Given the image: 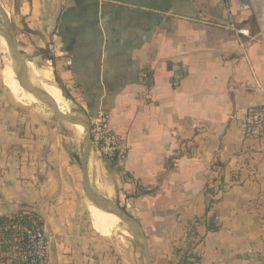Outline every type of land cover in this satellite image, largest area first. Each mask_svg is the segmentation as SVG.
<instances>
[{"label":"crops","instance_id":"1","mask_svg":"<svg viewBox=\"0 0 264 264\" xmlns=\"http://www.w3.org/2000/svg\"><path fill=\"white\" fill-rule=\"evenodd\" d=\"M0 5L24 65L51 74L80 118L107 112L125 139L117 166L92 146L89 179L141 225L151 264H181L194 241L199 264H264V138L241 128L264 103V0ZM230 21L251 38L227 29ZM10 91L0 69V217L37 214L48 264H142L132 235L111 233L83 196L84 144ZM197 219L204 224L188 239Z\"/></svg>","mask_w":264,"mask_h":264},{"label":"built area","instance_id":"2","mask_svg":"<svg viewBox=\"0 0 264 264\" xmlns=\"http://www.w3.org/2000/svg\"><path fill=\"white\" fill-rule=\"evenodd\" d=\"M225 27L237 35L251 38L248 29L239 28L232 21L227 23ZM241 128L244 137L247 139L264 138V103L250 108L245 113ZM90 137L92 146L98 151L99 155L113 166L119 165L127 155L128 145L121 135L111 129V117L105 111H100L91 120ZM203 224L202 219L195 220L187 231V238L190 239V236H194V232ZM25 230L24 258L18 264H48L50 244L43 228L33 227L31 229L26 228ZM197 243L195 241L192 242L188 248L182 251L181 264L184 262L199 264Z\"/></svg>","mask_w":264,"mask_h":264},{"label":"water","instance_id":"3","mask_svg":"<svg viewBox=\"0 0 264 264\" xmlns=\"http://www.w3.org/2000/svg\"><path fill=\"white\" fill-rule=\"evenodd\" d=\"M1 32H3L7 37V43H8L10 55L14 62L13 70L15 71L19 85L24 89V91L31 94L35 99H37V101L39 102L37 105L44 104L45 106H47L58 121H63L74 127L82 126L85 128L86 130L85 142H84L85 155L83 161L84 192L88 197V199L90 200V202L95 207L105 212L116 215L120 219L122 224L127 226L129 233L131 235L133 233L137 235L138 239L135 240L137 241L138 245L140 246L143 252L144 264H151V255L149 251L148 240L145 236V233L141 225L133 217L129 216L123 209L111 203L110 201L104 199L97 192L95 186L92 185L89 179L88 160L92 148L91 137H90V122L80 117H75L62 113L59 110V107L57 106L56 102L51 100L49 96L42 89L36 86L31 87L27 83V78L23 72V63L25 62V60L22 58L18 50L17 38L13 30V26L9 20V17L6 15V13L4 12V10L0 5V33Z\"/></svg>","mask_w":264,"mask_h":264},{"label":"bare ground","instance_id":"4","mask_svg":"<svg viewBox=\"0 0 264 264\" xmlns=\"http://www.w3.org/2000/svg\"><path fill=\"white\" fill-rule=\"evenodd\" d=\"M4 49L6 50V47L9 50L8 43H7V37L5 36V41H3ZM6 52V51H5ZM10 54V51H9ZM23 72L27 78V83L33 87H39L42 89L46 94H48L49 98L56 102L57 106L59 107V110L69 115L71 113V110L63 105V97L60 93V90L56 87V85L53 83L51 76L48 72H42L40 73L37 69H34V67L27 63L25 66L23 63ZM6 80L9 83L10 87L13 90V95L16 98V100H19L20 102H23L25 104H38L39 102L37 99H35L31 94L24 91V89L19 85L16 75L11 71L10 69L6 73ZM24 105V104H23ZM78 129H80L84 134L86 133V130L82 126H75ZM91 207L94 211V214L101 220V221H107L112 226H114L118 231L125 229V227H122L123 224L120 221V219L111 213L105 212L101 209H98L91 203ZM105 223L103 224L111 233L115 232V229L109 224ZM126 233L127 230L125 231ZM132 237L134 239H138L137 235L135 233L132 234Z\"/></svg>","mask_w":264,"mask_h":264},{"label":"trees","instance_id":"5","mask_svg":"<svg viewBox=\"0 0 264 264\" xmlns=\"http://www.w3.org/2000/svg\"><path fill=\"white\" fill-rule=\"evenodd\" d=\"M60 89H63L60 79L56 77ZM42 219L28 210L0 217V264H18L24 258L26 228L42 227ZM182 264H190L184 262Z\"/></svg>","mask_w":264,"mask_h":264},{"label":"rangeland","instance_id":"6","mask_svg":"<svg viewBox=\"0 0 264 264\" xmlns=\"http://www.w3.org/2000/svg\"><path fill=\"white\" fill-rule=\"evenodd\" d=\"M4 35V37H5V34H3ZM5 39V38H4ZM5 50V49H4ZM6 52H5V56L3 55V53H2V51H1V48H0V58H1V60H2V65H1V67H0V69H1V78L3 77V73H4V81H5V84L7 85V87L11 90L10 92H12V94H13V90H12V88L10 87V85H9V83L7 82V80H6V73L8 72V70L10 69L11 71H13V73L15 74V71L13 70L14 69V62H13V60H12V58H11V55L9 54V50H8V48L6 47V50H5ZM44 72H46V71H44ZM16 75V74H15ZM51 75V74H50ZM51 79H52V77H51ZM48 95V94H47ZM41 106L42 107H44L49 113H51L52 114V112H51V110L47 107V106H45L44 104H41ZM69 115H71V116H75V117H80L79 115H80V112L77 110H71V113L69 114ZM81 118H83V119H85V117H81ZM85 120H87V119H85ZM68 127H70V129H72V131L70 132V135H72V137H74L75 138V140H79V142H80V145L81 146H83V144H84V141H85V134H83V135H79L78 134V132L76 131V129H75V127L74 126H72V125H69L68 124ZM82 157H83V154H81V157H80V159H77V161H78V163H79V165H81V161H82ZM96 190H97V192H99L98 191V189L97 188H95ZM82 192H83V196H85V193H84V189H83V177H82ZM91 203V202H90ZM87 204L89 205V203H88V199H87ZM122 227H125V229H122V230H119V231H115V233L116 234H119V233H121V231L123 232V231H126L127 230V232H128V235H131L130 233H129V230H128V228H127V226H125L124 224H123V226ZM140 248V247H139ZM140 250H141V248H140ZM141 261H142V264H144V256H143V254H142V259H141Z\"/></svg>","mask_w":264,"mask_h":264}]
</instances>
